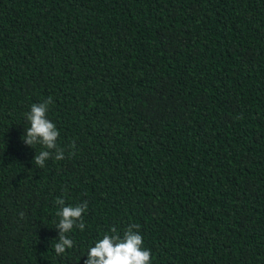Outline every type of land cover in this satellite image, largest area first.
<instances>
[{"label":"trees","instance_id":"16d2710c","mask_svg":"<svg viewBox=\"0 0 264 264\" xmlns=\"http://www.w3.org/2000/svg\"><path fill=\"white\" fill-rule=\"evenodd\" d=\"M57 197L88 203L62 255ZM130 224L151 264H264V0H0V264H84Z\"/></svg>","mask_w":264,"mask_h":264},{"label":"clouds","instance_id":"9594fccd","mask_svg":"<svg viewBox=\"0 0 264 264\" xmlns=\"http://www.w3.org/2000/svg\"><path fill=\"white\" fill-rule=\"evenodd\" d=\"M52 103L53 98L49 96L41 103H33L30 111L26 113L30 126L25 130L22 139L28 146H43L44 150L34 157L35 165L40 168L45 167V162L49 159L60 161L65 158V150L57 144L60 133L56 125L47 118ZM71 147L75 148V142ZM56 204L60 206L56 213L59 217L56 225L59 235L53 247L57 255H62L66 249H72L75 245V241L68 234L74 228L84 230L83 214L88 209V203L83 201L75 206H65V200L57 197ZM20 215L23 218L24 214ZM139 229V224H130L121 234L116 227H112L110 233H105L94 246L89 247L84 264H151L152 253L143 247V236Z\"/></svg>","mask_w":264,"mask_h":264}]
</instances>
